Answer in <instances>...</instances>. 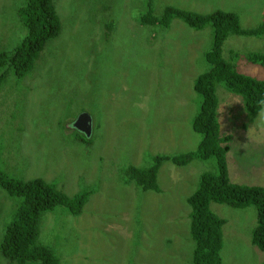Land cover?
<instances>
[{
	"label": "rangeland",
	"instance_id": "1",
	"mask_svg": "<svg viewBox=\"0 0 264 264\" xmlns=\"http://www.w3.org/2000/svg\"><path fill=\"white\" fill-rule=\"evenodd\" d=\"M24 3L0 0V51L12 50L24 36L18 13ZM54 3L60 35L29 75L11 72L0 90V170L24 180L42 177L70 197L90 192L77 216L63 208L43 214L39 241L60 264H192L187 198L201 173L215 169L214 161H165L160 191L142 189L124 170L148 167L158 154L197 148L194 82L209 67L211 26L194 29L180 18L168 28L142 25L137 16L147 0ZM152 3L156 15L173 5L203 14L232 11L244 28L264 22V0ZM253 52H264V35H230L223 44V56L240 71L264 79V67L248 59ZM216 91L222 133L231 135L230 178L264 186V109L250 113L241 96L222 85ZM81 113L92 117L89 137L73 126ZM15 199L0 186V243ZM212 203L227 220L223 264H264V251L252 242L256 207ZM0 264L17 263L0 250Z\"/></svg>",
	"mask_w": 264,
	"mask_h": 264
},
{
	"label": "trees",
	"instance_id": "2",
	"mask_svg": "<svg viewBox=\"0 0 264 264\" xmlns=\"http://www.w3.org/2000/svg\"><path fill=\"white\" fill-rule=\"evenodd\" d=\"M153 0H147L145 12L137 16L142 25L168 28L174 18L182 19L194 29L212 28L213 41L205 58L209 67L199 74L194 90L199 97L198 109L192 120L193 129L201 135L195 150L158 154L148 167L128 166L124 173L144 190L160 191L158 175L165 161L186 166L195 159L213 160L214 170L201 173L197 187L188 196L190 206V235L195 246L192 264H223L224 225L226 219L211 207L212 202L234 208L255 206L257 223L252 242L264 251V186L241 184L230 178L228 152L231 135H223L219 121L217 86L241 96L244 108L250 113L264 109V79L240 71L223 56V44L230 35L260 37L264 22L253 28H244L237 13L225 10L203 14L168 5L160 15L153 13ZM25 28L21 41L10 51H0V90L11 72L24 78L35 68L47 43L62 31V21L54 0H25L18 10ZM250 62L264 67V52H253ZM83 140L87 138L82 136ZM0 186L15 199V212L8 224L0 250L3 256L17 264H60L59 257L49 246L39 241L43 214L65 209L79 215L88 201L90 192L68 196L55 184L42 177L21 179L0 170Z\"/></svg>",
	"mask_w": 264,
	"mask_h": 264
},
{
	"label": "water",
	"instance_id": "3",
	"mask_svg": "<svg viewBox=\"0 0 264 264\" xmlns=\"http://www.w3.org/2000/svg\"><path fill=\"white\" fill-rule=\"evenodd\" d=\"M74 127L89 137L92 133V117L89 113H81L74 121Z\"/></svg>",
	"mask_w": 264,
	"mask_h": 264
},
{
	"label": "crops",
	"instance_id": "4",
	"mask_svg": "<svg viewBox=\"0 0 264 264\" xmlns=\"http://www.w3.org/2000/svg\"><path fill=\"white\" fill-rule=\"evenodd\" d=\"M213 204V203H212ZM212 204H211V207H212ZM226 222H227V220H226Z\"/></svg>",
	"mask_w": 264,
	"mask_h": 264
},
{
	"label": "flooded vegetation",
	"instance_id": "5",
	"mask_svg": "<svg viewBox=\"0 0 264 264\" xmlns=\"http://www.w3.org/2000/svg\"><path fill=\"white\" fill-rule=\"evenodd\" d=\"M74 124V123H73ZM74 126V125H73Z\"/></svg>",
	"mask_w": 264,
	"mask_h": 264
}]
</instances>
